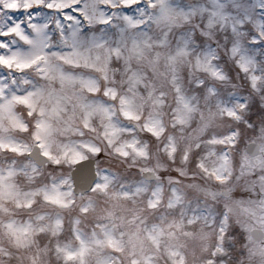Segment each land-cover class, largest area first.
Returning a JSON list of instances; mask_svg holds the SVG:
<instances>
[{
  "label": "snow or ice",
  "instance_id": "obj_1",
  "mask_svg": "<svg viewBox=\"0 0 264 264\" xmlns=\"http://www.w3.org/2000/svg\"><path fill=\"white\" fill-rule=\"evenodd\" d=\"M0 264H264V0H0Z\"/></svg>",
  "mask_w": 264,
  "mask_h": 264
}]
</instances>
